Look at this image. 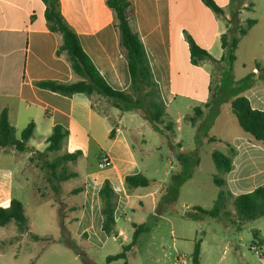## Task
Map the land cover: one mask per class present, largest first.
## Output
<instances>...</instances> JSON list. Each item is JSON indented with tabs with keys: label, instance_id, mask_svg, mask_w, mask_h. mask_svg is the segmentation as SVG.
<instances>
[{
	"label": "crops",
	"instance_id": "0c3cea01",
	"mask_svg": "<svg viewBox=\"0 0 264 264\" xmlns=\"http://www.w3.org/2000/svg\"><path fill=\"white\" fill-rule=\"evenodd\" d=\"M131 2L133 7L131 25L143 43L153 78L166 109L176 99L175 82L181 84L183 79L187 80L188 73L183 70V66L186 68L187 64H190L185 40L188 28L195 30L194 34L188 35L215 60L222 56L220 36L227 27L235 28L247 19L255 20V25L242 39L256 30L264 29V0H241L234 18H230L229 0H225L223 17L214 14L200 0H131ZM59 4L64 22L77 35L82 50L106 84L113 90L126 91L130 82L127 64L118 48L114 14L106 6L105 0H59ZM44 10L45 5L41 0H0V112L3 109L7 111L8 121L16 131L33 122L35 125L33 135L38 133L44 142L54 126H61L68 131L65 141L80 142L79 145L69 147L68 152L80 151L84 165L78 169L77 164L76 169L71 171L77 175L75 178L80 180L81 186H84V191L78 194L80 197L78 227L80 229L83 226L85 231L95 222L98 232H101L97 192L102 182L108 180L119 197L115 210V229L118 237L121 231L117 229V222L125 217L130 204L135 202L137 206H141L143 200L147 198L154 204L157 189L162 184L137 188L129 195L124 190L125 176L143 174L132 143L123 130L126 128L137 132L138 128L122 126L126 113L129 115L137 113L124 112L116 120L111 121L110 117L101 114L94 106L92 108L91 100L85 98L83 94L68 97L34 85L35 82L46 80L63 83L77 80L66 56L56 55L61 38L48 30ZM227 20L230 21L229 25H226ZM215 42H219L218 55L212 52ZM260 44L264 43L261 41ZM238 48L239 45L235 52L236 60ZM252 72L255 73L254 70ZM208 86L209 84L207 93ZM222 89L218 86V90L223 91ZM260 91L261 94L264 93L263 89ZM218 95L219 91L214 104L218 106L215 109L228 107V98H218ZM250 104L253 108L264 111V104L261 107H255L251 101ZM256 106H259L258 103ZM211 109L213 106L207 109L210 116L208 127L214 119ZM110 124L116 125V134L111 140L108 139ZM214 137L217 138L216 142L230 144L225 137ZM202 138L204 137L199 133L195 134L193 149L199 150L198 142ZM202 140L206 141L205 138ZM174 141L181 144L182 151H189L184 147L182 140L174 138ZM232 142L230 145L235 149L233 168L225 181L228 188L233 189L235 195H239L264 184V147L243 136L233 139ZM99 155L110 162L109 167L103 169L98 167ZM76 162L80 163L78 159ZM246 166H249L248 169ZM13 182L12 167L0 165L2 208L8 207L14 198ZM72 208L74 206L70 210H74ZM130 210L134 212L135 209ZM9 231L14 233L11 236L13 237L15 229L12 225L0 228V236ZM102 236L105 237L103 233Z\"/></svg>",
	"mask_w": 264,
	"mask_h": 264
},
{
	"label": "rangeland",
	"instance_id": "374dc122",
	"mask_svg": "<svg viewBox=\"0 0 264 264\" xmlns=\"http://www.w3.org/2000/svg\"><path fill=\"white\" fill-rule=\"evenodd\" d=\"M217 1L222 9L226 8L225 0ZM190 33L194 34L195 30L188 28L185 34ZM240 41L237 60L232 65L227 59L220 70L211 68L209 63L200 66L187 64L186 68L183 66V70L188 73L187 80L183 79L181 84L175 82L176 99L166 112L175 123L174 138L182 140L187 150L194 148V137L197 133L201 137L204 134L222 136L230 144L238 137L249 138L238 126L229 106L215 109L218 105H213L211 110L214 119L209 127V112L204 109L205 101L210 99L209 87L214 89L216 85L223 88L220 91L217 87L218 98L227 97L230 100L236 96H245L255 107L263 106L264 93L261 94L260 90H264V44L261 45L260 42L264 43V29L256 30ZM219 49V42H215L212 46L213 54L218 55ZM255 63L259 65L257 70ZM248 75L251 76L243 83H235ZM90 100L94 108L110 117L111 121L123 113L115 110L109 100L100 96H92ZM257 103L259 106H256ZM196 106L203 107L204 110L203 119L198 123L197 129L192 128L184 119L186 115H193L192 109ZM133 112H137L138 116L126 113L122 126L138 128L137 132L123 128L132 143L136 160L143 174L156 181L155 186L160 183L167 185L179 172L180 166L175 159L177 153L185 151L181 150V144L174 141V138L167 140L166 144L163 143L162 137L152 129L145 114L141 110ZM21 130L19 128L16 131V138H19ZM202 139L198 142L199 164L187 169L192 171V177L180 185L177 199L171 203L162 200L160 185L154 204L149 198L144 199L141 206L132 202L125 217L117 222L120 235L113 238L103 237L95 222L86 229L88 231H83V226L79 229L80 197L71 195L70 191L81 186L80 180L73 178L61 183L59 193L54 194L46 180V172L40 166V160L30 153L35 152V149L43 151L46 147L38 133L28 141L26 152L17 153L13 148H6L10 153L0 151V165L12 167L13 196L24 205L25 214L29 218L30 234L42 238L34 241L25 234L12 245H2L1 242L11 238L14 233L9 231L2 234L0 264H84L76 253L83 255L88 264H102L107 256L120 253L122 247L131 242L132 224L140 223L147 224L150 231L140 234L136 245L127 252V264H192L194 242L199 239L200 264H264L263 218L239 226L228 219L225 223H218L205 217L200 221L186 217L193 213L192 207L210 209L219 191L213 183V177H223L226 180L227 176L216 169L211 158L212 150L228 155L226 143H209ZM79 144L80 142L65 141L61 151L49 154L48 159L53 160L56 156L70 152L69 147ZM32 156L33 160L30 161ZM78 162L80 163L69 162L67 169L74 171L77 164L78 169H81L84 166L81 157ZM246 167L248 169L249 166ZM227 189L234 196L237 195L232 188L230 190L227 186ZM73 206L76 209L70 210ZM130 209L135 210L132 212ZM228 209L232 210L230 206ZM253 231L258 232L257 238L253 236ZM61 240L71 244L74 250L66 247ZM109 264H123V260Z\"/></svg>",
	"mask_w": 264,
	"mask_h": 264
},
{
	"label": "trees",
	"instance_id": "16d2710c",
	"mask_svg": "<svg viewBox=\"0 0 264 264\" xmlns=\"http://www.w3.org/2000/svg\"><path fill=\"white\" fill-rule=\"evenodd\" d=\"M45 5L44 18L49 31L60 36L61 41L56 49V55L64 54L69 62L70 69L77 78L74 82L63 83L58 81H38L34 85L40 89L48 90L63 96H72L74 94H83L89 100L92 96H100L111 102L113 108L120 112H133L141 110L153 130L162 137L163 143L175 137V123L166 112V106L162 100L158 85L155 82L152 71L147 59L143 43L132 27L133 7L131 0H105L106 6L113 12L115 18V28L118 34V48L126 61L127 70L130 78L129 86L126 91H117L110 88L99 72L94 67L90 58L82 50L80 42L74 31L64 22L60 12L59 0H41ZM241 0H229L228 9L230 18H234L238 13V6ZM200 2L217 16L223 17L224 10L217 5L214 0H200ZM256 21L252 19L245 20L237 27H227L226 31L220 36V47L222 56L215 60L205 49L200 47L190 35L185 34V40L189 50V62L192 66H200L209 63L212 67L220 70L222 63L227 59L232 65L235 60V52L242 37L246 36L249 30L255 25ZM230 21H226L229 25ZM255 69L259 65L255 63ZM264 70V69H263ZM253 75V73L251 74ZM251 75H248L235 83H243ZM217 87H209L210 99L204 104V109H209L217 101ZM230 111L234 115L241 130L249 135V139L264 147V111L255 109L245 96H236L228 102ZM93 108V104H90ZM193 115H186L184 119L193 127L203 119V107H194ZM137 113V112H135ZM34 123H28L16 138V129L8 121L7 111L3 109L0 112V149L13 148L17 153H23L27 150V143L33 136ZM116 125H111L108 139L115 137ZM68 136V131L61 126H54L45 143L43 151L35 150L30 152L36 155L40 160V166L46 172V180L51 185L54 194L60 191V184L75 178L77 175L67 169V163L75 162L82 153L65 152L56 156L53 160L48 159V155L61 151L64 142ZM207 142L217 141L214 136L204 134ZM229 154L224 155L216 150L211 151V158L218 171L222 174H228L232 168V159L235 156V149L228 143ZM179 147V146H178ZM198 149L177 153L175 159L180 166L179 172L171 178L170 183L160 187L162 191V200L174 202L178 196V189L186 180L192 177V171L189 167H197L199 164ZM99 155V158H102ZM33 160V156L29 158ZM100 161V159H98ZM110 166L107 160L106 167ZM213 183L219 188L217 197L208 210L199 206L192 207V214H187L188 219L200 221L202 218H208L218 223H225L226 219L230 222H236L239 226L251 222L258 218L264 219V184L254 188L248 193L234 196L228 189L223 177H213ZM124 190L130 194L134 189L145 188L156 185L154 179H150L142 173L127 175L124 177ZM84 191V186L74 188L70 191L71 195H78ZM99 212L101 216L100 230L106 238L117 236L115 229V210L118 202V194L113 189L108 180L102 182L97 192ZM160 199V200H161ZM228 206L232 210L228 209ZM76 209V208H72ZM29 219L24 211L23 204L15 198H12L6 208L0 207V228L14 226L15 235L8 240L1 242L2 245H12L21 236L27 234L34 241L42 238L36 234H30L28 231ZM133 234L129 244L122 247V251L115 255H109L102 264H109L113 261L123 260L126 263V254L137 243L138 237L142 233H148L150 228L147 224H132ZM257 231H253V236L257 238ZM66 247L73 249V246L61 240ZM201 240L194 242L191 254V263L200 264ZM82 263L88 264L83 255L76 253Z\"/></svg>",
	"mask_w": 264,
	"mask_h": 264
},
{
	"label": "built area",
	"instance_id": "2783aa9c",
	"mask_svg": "<svg viewBox=\"0 0 264 264\" xmlns=\"http://www.w3.org/2000/svg\"><path fill=\"white\" fill-rule=\"evenodd\" d=\"M106 162H107V159L105 157H102L98 163V167L100 169H103L106 167ZM177 261H179V259H177Z\"/></svg>",
	"mask_w": 264,
	"mask_h": 264
}]
</instances>
